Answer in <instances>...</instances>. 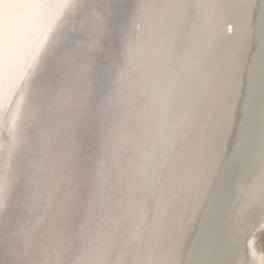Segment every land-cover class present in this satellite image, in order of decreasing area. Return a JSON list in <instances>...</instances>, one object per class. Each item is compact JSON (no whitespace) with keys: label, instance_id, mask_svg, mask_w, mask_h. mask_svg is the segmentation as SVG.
Masks as SVG:
<instances>
[{"label":"bare ground","instance_id":"bare-ground-1","mask_svg":"<svg viewBox=\"0 0 264 264\" xmlns=\"http://www.w3.org/2000/svg\"><path fill=\"white\" fill-rule=\"evenodd\" d=\"M0 262L41 217L66 258L67 210L101 189L79 264H264V0H64L0 48ZM53 193L29 203L37 165ZM251 242V244H250Z\"/></svg>","mask_w":264,"mask_h":264},{"label":"snow or ice","instance_id":"snow-or-ice-1","mask_svg":"<svg viewBox=\"0 0 264 264\" xmlns=\"http://www.w3.org/2000/svg\"><path fill=\"white\" fill-rule=\"evenodd\" d=\"M64 0H0V48H2L5 38L15 29L31 12L38 6L48 3H61ZM0 129H3V117L0 116ZM44 164L37 165L33 176L29 192V203H34L43 194L49 198L53 193L49 187L48 176L43 175ZM60 180L70 188H75L73 203L67 210L66 230L69 236V245L66 258L57 256L56 258L42 257L39 250L41 217L21 218L17 221L18 235L23 241L21 253H28L32 258H16V253L9 250L13 259L2 261L0 264H79L73 259L74 246L79 243L87 246L91 241V230L89 225L98 210L99 192L92 194L88 198L87 206L82 207L84 199V181L75 170L58 165L57 173ZM5 205L4 184L0 178V209ZM251 244V242H250ZM2 250V247H0ZM95 264H109L106 260L95 262Z\"/></svg>","mask_w":264,"mask_h":264},{"label":"rangeland","instance_id":"rangeland-1","mask_svg":"<svg viewBox=\"0 0 264 264\" xmlns=\"http://www.w3.org/2000/svg\"><path fill=\"white\" fill-rule=\"evenodd\" d=\"M258 244L261 250L264 249V234L261 236L260 241L258 240ZM264 251V250H263Z\"/></svg>","mask_w":264,"mask_h":264}]
</instances>
